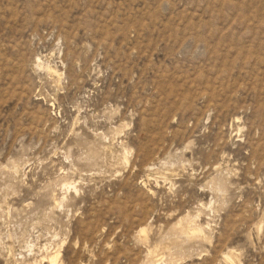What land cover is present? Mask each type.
Segmentation results:
<instances>
[{"label": "rangeland", "instance_id": "rangeland-1", "mask_svg": "<svg viewBox=\"0 0 264 264\" xmlns=\"http://www.w3.org/2000/svg\"><path fill=\"white\" fill-rule=\"evenodd\" d=\"M57 252L264 264V0H0V264Z\"/></svg>", "mask_w": 264, "mask_h": 264}, {"label": "bare ground", "instance_id": "bare-ground-1", "mask_svg": "<svg viewBox=\"0 0 264 264\" xmlns=\"http://www.w3.org/2000/svg\"><path fill=\"white\" fill-rule=\"evenodd\" d=\"M42 62V61H41ZM40 67H43V65H40L39 66V68ZM44 67H45V65H44ZM48 68V67H47ZM50 68V67H49ZM53 70V69H52ZM54 71V70H53ZM56 71V70H55ZM54 71V72H55ZM56 74H58V72H56ZM54 75H55V73H54ZM61 76V75H60ZM59 76V77H60ZM62 77V76H61ZM72 185V184H71ZM193 235H200L201 236V234H204V232H206L205 231V228H203L202 226H199V227H197V228H195V229H193ZM185 232V231H184ZM140 233L143 235V234H145V236H146V233H147V229H145V228H142L141 230H140ZM139 233V234H140ZM148 236V235H147ZM195 237V236H194ZM150 248V247H149ZM152 253V252H151ZM60 253L59 252H57L56 254H54V255H51V256H49L47 259H48V263H50V264H57L58 263V261H59V258H60ZM161 259V258H160ZM229 260H230V258H228ZM45 261V260H44ZM231 261V260H230ZM232 262V261H231Z\"/></svg>", "mask_w": 264, "mask_h": 264}]
</instances>
